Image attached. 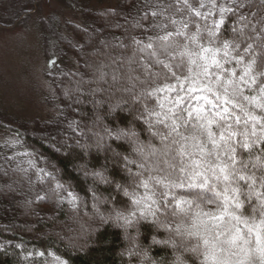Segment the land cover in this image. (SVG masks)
I'll return each instance as SVG.
<instances>
[{"label":"trees","instance_id":"16d2710c","mask_svg":"<svg viewBox=\"0 0 264 264\" xmlns=\"http://www.w3.org/2000/svg\"><path fill=\"white\" fill-rule=\"evenodd\" d=\"M42 3L0 0V32L26 25ZM84 17L82 24L41 22L56 114L30 120L0 111V132L15 136L0 141V264H169L173 249L152 243L154 235H167L156 223L161 205L152 206L147 197L153 177L167 182L181 167L185 176L201 173L197 183L211 184L219 176L218 190L224 184L237 189L227 193L226 206L221 198L219 207H203L200 218L213 225L228 219L235 245L259 258L264 0H119ZM91 67L96 72L89 76ZM84 80L96 90L82 85ZM92 96L102 104L101 121L88 103ZM103 98L113 100L112 109ZM102 129L118 155L84 148L86 136ZM121 132L133 135L136 144L119 140ZM89 174L120 185V194ZM253 189L258 204L248 199ZM74 233L81 237L69 245L63 237ZM208 241L214 243L211 235ZM205 259L216 264L211 248Z\"/></svg>","mask_w":264,"mask_h":264},{"label":"rangeland","instance_id":"374dc122","mask_svg":"<svg viewBox=\"0 0 264 264\" xmlns=\"http://www.w3.org/2000/svg\"><path fill=\"white\" fill-rule=\"evenodd\" d=\"M117 1L119 0H43L41 9L32 16L31 20L26 25L10 31L0 32V111L6 112L15 118L30 120L34 118L48 119L53 113V115H55L57 111L54 112L53 103L56 101V96L52 85L46 78V72L50 68V65L45 59L42 48L43 33L41 22L47 21L53 23L56 20L59 25H65L69 22L82 24L85 22L84 15L87 10L106 9L109 8V6H114ZM249 27H253V25L251 24ZM96 50L97 49H95V51ZM138 63L139 61L133 64L132 67H136ZM132 67H129L130 71ZM95 72L96 70L91 67L87 75L91 76ZM81 84L86 85L91 91L96 90V87L86 80ZM84 93H82V95L85 98L86 94ZM103 101L107 109L113 108V100L103 98ZM88 103L92 105V107L95 106L94 108L97 111L96 116L99 118L98 120L101 121L99 110L102 104H99V98L92 96L88 100ZM121 105L123 104L121 103ZM100 133L97 135L91 133L86 136L87 140L84 142V148L100 151L109 150L112 156L118 155L117 150L114 149L108 141L111 134L104 129H102V133ZM102 135L104 141L100 142ZM118 137L120 138L119 140L125 138L126 141L136 144L133 135L130 136L121 132ZM10 139H15L12 133L0 132V141H9ZM152 154L155 155V157H159L158 153L155 154L150 152V155ZM142 156L143 155H140L139 157L142 158ZM257 160L258 159H256V164H261L257 162ZM122 169L132 174V170L128 166H124ZM76 172L87 177L83 167H78ZM88 176L95 181H99L103 186H113L115 188L113 189L114 192L120 194V185L112 184L111 180L107 178L104 180V177L101 179V175L89 174ZM238 179L242 180L241 178ZM262 182L264 184V179H262ZM124 193L127 194V192L122 190V194ZM91 197L93 200L95 199L94 194ZM113 199L109 203L111 208H113L114 204ZM248 199H252L258 204L254 189L249 194ZM98 202L100 206L104 205L102 199H98ZM98 208L96 206L94 208L96 213H98ZM110 218L114 219V217L111 216ZM76 237H81V235L77 233H74V235H64L63 239L68 242L69 245H75Z\"/></svg>","mask_w":264,"mask_h":264},{"label":"clouds","instance_id":"9594fccd","mask_svg":"<svg viewBox=\"0 0 264 264\" xmlns=\"http://www.w3.org/2000/svg\"><path fill=\"white\" fill-rule=\"evenodd\" d=\"M211 155L212 153H209L210 157ZM207 171L212 176L216 175L211 166ZM221 171L223 170L221 169ZM184 172L185 168L181 167L180 172L175 176L169 173L166 176L167 182L153 177L154 186L151 188V196L147 197L152 200V206L157 203L161 205V215L156 223L158 229L166 230L167 235L159 239L154 235L152 243L169 245L173 249L174 259L169 264H206L205 257L209 256V248H211L212 254L217 257L216 264H242L243 260H246L247 264H264V250H259L260 256L257 258L255 251L249 254L246 249L238 248L235 245L234 225L228 219H225L223 223L213 225L205 224L200 218V210L203 207H208L211 204H217L219 207L218 202L221 198L226 206L228 204L227 193H235L237 189L224 184L218 190L216 181L220 179L219 176H216L211 184L207 179L197 183V178L201 173L192 171L185 176L182 175ZM228 179L227 175L223 177L224 181H228ZM143 186L148 188L147 183ZM184 188L192 191L182 194L170 191V189ZM178 202L179 206H177ZM236 207H240L239 203ZM224 211L225 216L229 215L226 207ZM217 228L220 237L216 235ZM209 235L214 243H209ZM236 235L238 236V233ZM144 259H148L147 253L144 254ZM151 264H156V262L152 261Z\"/></svg>","mask_w":264,"mask_h":264},{"label":"snow or ice","instance_id":"6c2138e0","mask_svg":"<svg viewBox=\"0 0 264 264\" xmlns=\"http://www.w3.org/2000/svg\"><path fill=\"white\" fill-rule=\"evenodd\" d=\"M205 51H207V50H205ZM205 71H207L206 69H205ZM223 170V169H222ZM178 206H179V202H178Z\"/></svg>","mask_w":264,"mask_h":264}]
</instances>
